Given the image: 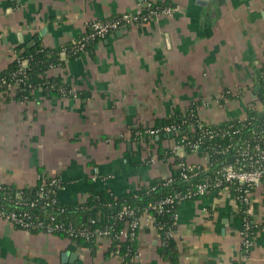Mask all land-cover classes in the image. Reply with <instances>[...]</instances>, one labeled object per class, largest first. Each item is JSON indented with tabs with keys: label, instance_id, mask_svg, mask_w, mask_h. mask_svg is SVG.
Segmentation results:
<instances>
[{
	"label": "crops",
	"instance_id": "crops-1",
	"mask_svg": "<svg viewBox=\"0 0 264 264\" xmlns=\"http://www.w3.org/2000/svg\"><path fill=\"white\" fill-rule=\"evenodd\" d=\"M146 1L0 0V70L33 37L59 47L84 34L89 21L135 13ZM154 1H169L174 10L111 31L89 53L61 55L64 80L88 97L46 98L36 88L30 101L0 99V183L30 187L40 176L57 175L67 183L60 190L66 202L82 201L94 188L121 196L170 174L154 149L131 140L130 128L150 129L190 103L216 124L245 115L252 102L264 108L254 101L264 95V0ZM222 91L228 97L217 99ZM177 155L198 160L185 150ZM252 198L253 220L264 226V187ZM237 211L230 192L180 202L170 230L178 264H264V227L244 255ZM95 242L92 257L89 248L71 249L66 238L0 219V264L118 263L105 254V238ZM161 242L154 222L142 216L141 255L133 264H170L156 251Z\"/></svg>",
	"mask_w": 264,
	"mask_h": 264
},
{
	"label": "trees",
	"instance_id": "trees-1",
	"mask_svg": "<svg viewBox=\"0 0 264 264\" xmlns=\"http://www.w3.org/2000/svg\"><path fill=\"white\" fill-rule=\"evenodd\" d=\"M146 2H150L152 8L173 6L169 1L147 0ZM147 10L143 8L141 12L144 14ZM119 17L120 15L117 14L106 20ZM105 37H100L88 27L84 34L59 47L44 45L37 37L17 45L14 50L18 56L14 54L11 61L0 70V99H12L17 102L30 101L33 97L32 91L36 88L40 89L46 98L71 96L72 86L64 80L66 63L61 53L66 54L67 59L89 53L93 46ZM22 61H25L24 68H21ZM1 79L4 81L2 82ZM75 94L79 98L89 96L88 92L79 89L75 90ZM254 101L264 107L263 96H258V99ZM257 107L252 102L247 109L245 121L235 118L216 124L202 120V127H198L201 119H199L197 106L196 103H190L182 111L175 109L169 116L156 119L154 126L150 128L158 130L154 134H148L144 128H130L131 140L142 142L145 146L151 147L150 149H154L158 160L169 163L170 174L166 177L152 178L121 196H115L107 187L94 188L82 201L66 202L60 198V187L67 186V183L57 175L53 176L58 179L56 183L50 184L52 178H47L42 182V176H40L36 184L30 187L0 183V212L4 215L15 212L17 219L28 224L25 229L32 232H49L66 238L70 242L71 249L89 248L91 256L94 257L97 249L95 239L75 234L76 231L72 232V229L80 228L91 233L96 228L113 227L117 231L129 219L124 217L120 220L116 216L123 205L134 208L138 213L137 216L148 208V212L154 218L156 233L162 239L161 244L156 247L157 253L170 264H178L176 243L167 234L174 228V215L180 196L186 195V200H197L201 197L194 193L196 184L204 181L208 176L212 177L213 170L220 168L223 161L227 162L225 154L219 151L221 148L238 138H251L253 142L256 135L264 128V112ZM170 126L171 131L167 132L165 128ZM183 137L188 141L183 143L186 153H190L188 144L198 141L197 155L201 156L206 153L210 160L208 170H197L187 179L182 177V169L179 166L181 161H187L186 158L174 154L171 145L163 144L165 139L180 142ZM152 143H154V148ZM221 187L212 188L210 191L219 194ZM235 187V185H230L229 192L235 193ZM39 192L43 193L42 197L38 196ZM166 197H171L172 202L165 204L161 212L149 208L150 204ZM239 207L238 215L242 219L244 213L240 211L245 208V205L242 203ZM246 218L250 223L249 227L246 229V225H242L239 229L246 232V238L253 242L258 231L264 226L254 222L251 217ZM12 224L18 228H24L16 221ZM49 229L52 231L50 232ZM107 244L105 254L119 255L123 261H127L138 248L137 238L131 239L129 236L125 239L108 238Z\"/></svg>",
	"mask_w": 264,
	"mask_h": 264
},
{
	"label": "built area",
	"instance_id": "built-area-1",
	"mask_svg": "<svg viewBox=\"0 0 264 264\" xmlns=\"http://www.w3.org/2000/svg\"><path fill=\"white\" fill-rule=\"evenodd\" d=\"M148 9L146 13H142V9ZM172 10H174L173 6L167 7H155L152 8L150 2H145L138 11L135 13H122L120 14L119 18L106 20H91L88 22V27H90L97 35L100 37L106 36L113 30L119 29L122 26H128L131 24H135L137 22H147L152 17L157 16L158 14H168ZM63 53H61L62 55ZM15 56H18L17 54ZM25 67V61L21 62V68ZM3 82L4 80L1 79ZM17 84V82H16ZM71 96H75V90L72 87L70 89ZM228 92L222 91L216 94L217 99H226L228 97ZM264 97V95H263ZM215 100L218 102V100ZM264 112V108L260 110ZM188 118H190L188 116ZM199 119H201L199 117ZM240 121L246 120V114L239 117ZM204 121V120H203ZM202 119L198 123V127H202L203 125ZM171 126L166 127L165 130L167 132L171 131ZM158 130L146 129L145 132L148 134H154ZM237 132V131H236ZM186 138L183 137L180 142L172 141L171 149L174 154L177 155L179 150L184 149V142H188L185 140ZM189 151L192 154H197L199 149V142L195 141L188 144ZM221 154H225V159L228 157L233 158L231 162L223 161L220 168L213 170L214 175L212 177H206L204 181L197 183L194 189V193L200 196L206 195L210 193L212 188L221 187V192L229 193L230 185H235V193H231L234 199V202L237 207V212L239 213V204H244L245 208L240 211L243 214V218L240 219L241 226L246 225V229L249 227L250 223L247 221L246 217L253 218V191L259 187H264V128L260 131L259 134L256 135V138L251 141V138H238L237 140L231 142L229 145L221 148L219 150ZM151 162L155 161V157H150ZM182 169V177L187 179L191 174H195L197 170H208L210 166L209 156L206 153H203L201 156H198V160L195 162H188V161H181L179 163ZM54 175H43L42 182L47 178H52L50 184L56 183L58 181L57 178L53 177ZM64 188L63 186L60 187V190ZM210 191V192H209ZM39 197L43 196L42 192L38 193ZM186 198V195H181L179 202H182ZM172 202L171 197H166L162 200H159L153 204L149 205V208H153L157 212H161L165 204H170ZM148 208H145L144 212L137 216L138 213L135 211L134 208H131L129 205H123L117 212L116 216L118 219L122 220L124 217L129 218L125 221L124 225L119 228L117 231L113 227L107 228H96L91 233L86 232L85 230H81L80 228L72 229V232L75 234H80L85 237H93L95 241L101 240L105 238L108 241V238L114 237L119 239H125L127 236L132 238H138V233L141 226V217L146 216L147 219L153 221L154 218L151 216L150 212H148ZM176 214L174 215L175 218ZM246 218V219H245ZM0 219L6 220L10 223L13 221L19 223L20 226L25 227L28 226L27 223L22 222L21 219H17V215L15 212H10L7 215H4L0 212ZM51 232L52 229H49ZM49 233V232H47ZM240 239H241V246L243 247L242 251L244 255H247L253 245L252 240L246 238L247 233L239 229L238 231ZM170 237L172 232L169 231L168 234ZM112 254V253H111ZM114 255V254H113ZM141 253L137 250L129 257L127 261H123V258L119 255L118 256V263L117 264H133L136 260L139 259Z\"/></svg>",
	"mask_w": 264,
	"mask_h": 264
},
{
	"label": "water",
	"instance_id": "water-1",
	"mask_svg": "<svg viewBox=\"0 0 264 264\" xmlns=\"http://www.w3.org/2000/svg\"><path fill=\"white\" fill-rule=\"evenodd\" d=\"M226 160L229 161V162H231L233 160V158L231 156V157H228ZM65 255H69L71 257H75L76 256L74 253H70V252H66Z\"/></svg>",
	"mask_w": 264,
	"mask_h": 264
}]
</instances>
